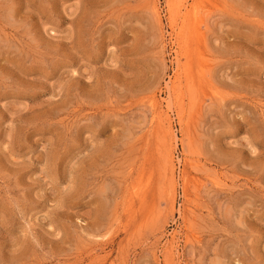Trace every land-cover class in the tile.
<instances>
[{
	"label": "rangeland",
	"instance_id": "1",
	"mask_svg": "<svg viewBox=\"0 0 264 264\" xmlns=\"http://www.w3.org/2000/svg\"><path fill=\"white\" fill-rule=\"evenodd\" d=\"M0 264H264V0H0Z\"/></svg>",
	"mask_w": 264,
	"mask_h": 264
}]
</instances>
